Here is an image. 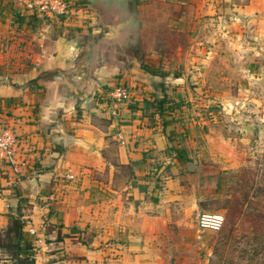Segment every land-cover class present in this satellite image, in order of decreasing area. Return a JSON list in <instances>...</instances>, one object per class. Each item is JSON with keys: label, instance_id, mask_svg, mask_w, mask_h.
Returning <instances> with one entry per match:
<instances>
[{"label": "crops", "instance_id": "crops-1", "mask_svg": "<svg viewBox=\"0 0 264 264\" xmlns=\"http://www.w3.org/2000/svg\"><path fill=\"white\" fill-rule=\"evenodd\" d=\"M143 1L98 0L74 22L34 28L0 16V122L17 134L14 157L0 159V231L19 214L35 230V264H200L197 238L210 229L196 213L221 184L206 161L230 142L191 116L184 74L157 46L184 32L205 70L224 0ZM233 4L241 21L258 10ZM119 81L131 98L113 117L107 97Z\"/></svg>", "mask_w": 264, "mask_h": 264}, {"label": "rangeland", "instance_id": "rangeland-1", "mask_svg": "<svg viewBox=\"0 0 264 264\" xmlns=\"http://www.w3.org/2000/svg\"><path fill=\"white\" fill-rule=\"evenodd\" d=\"M233 1L224 0L221 15L212 16L208 47L212 61L205 70L202 61H192L203 57V49L194 47L186 33L165 32L164 44L157 46L166 58L163 65H174L175 74H184L180 85L187 88L184 99L194 105L188 107L191 116L210 120L206 133L216 140L228 139L234 148L231 152L228 146L225 155L218 151L206 161L221 184L207 192L199 213H220L225 221L219 231L200 232L196 246L200 264H264V0H255L258 10L241 15L242 21L232 15ZM109 2L123 6L124 0ZM143 2L162 6L164 0ZM225 21L239 24L225 29L218 25ZM254 225H259L257 233ZM3 252L0 258L5 256L10 263V254Z\"/></svg>", "mask_w": 264, "mask_h": 264}, {"label": "built area", "instance_id": "built-area-1", "mask_svg": "<svg viewBox=\"0 0 264 264\" xmlns=\"http://www.w3.org/2000/svg\"><path fill=\"white\" fill-rule=\"evenodd\" d=\"M17 6L28 13L52 20L74 22L88 14L89 3L80 5L76 0H15ZM108 105L113 117L120 116V104L131 98L130 88L123 82H117L108 94ZM17 134L8 121L0 122V159L11 160L16 152ZM225 217L220 213H201L197 224L201 229L219 231L223 227ZM35 234L34 229H30Z\"/></svg>", "mask_w": 264, "mask_h": 264}, {"label": "trees", "instance_id": "trees-1", "mask_svg": "<svg viewBox=\"0 0 264 264\" xmlns=\"http://www.w3.org/2000/svg\"><path fill=\"white\" fill-rule=\"evenodd\" d=\"M77 4L85 5L84 0H76ZM0 16L4 18L11 16L19 25H27L29 27H37L46 22L45 19L21 10L12 0H0ZM177 157L182 161L187 158L184 149L174 148ZM255 233L258 232L259 225H254ZM264 228V227H263ZM259 237H254V241H258ZM34 238L25 230V222L18 215H10L7 228L0 231V248L8 251L11 256V264H35V249L33 244Z\"/></svg>", "mask_w": 264, "mask_h": 264}, {"label": "water", "instance_id": "water-1", "mask_svg": "<svg viewBox=\"0 0 264 264\" xmlns=\"http://www.w3.org/2000/svg\"><path fill=\"white\" fill-rule=\"evenodd\" d=\"M88 1H89V4H93L95 1H98V0H88Z\"/></svg>", "mask_w": 264, "mask_h": 264}]
</instances>
